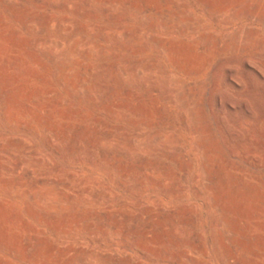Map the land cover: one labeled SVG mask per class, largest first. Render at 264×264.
Returning a JSON list of instances; mask_svg holds the SVG:
<instances>
[{"label":"rangeland","instance_id":"obj_1","mask_svg":"<svg viewBox=\"0 0 264 264\" xmlns=\"http://www.w3.org/2000/svg\"><path fill=\"white\" fill-rule=\"evenodd\" d=\"M263 29L264 0H0V264H264V140L215 100Z\"/></svg>","mask_w":264,"mask_h":264},{"label":"bare ground","instance_id":"obj_2","mask_svg":"<svg viewBox=\"0 0 264 264\" xmlns=\"http://www.w3.org/2000/svg\"><path fill=\"white\" fill-rule=\"evenodd\" d=\"M258 56H250L241 61L232 60L221 67V96L217 95L215 100L221 108V117L226 113L233 117L227 131L238 148L240 145L243 147V144H251L254 139L256 140L255 134H259L264 140V55H261V58ZM237 76H240L241 81H238ZM247 99L253 101L258 109L257 113ZM225 124L228 125V123ZM255 144L259 143L255 142ZM260 146L264 147V144L261 143Z\"/></svg>","mask_w":264,"mask_h":264}]
</instances>
